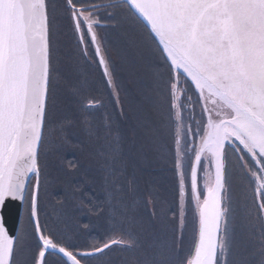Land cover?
<instances>
[{"label": "snow or ice", "instance_id": "snow-or-ice-1", "mask_svg": "<svg viewBox=\"0 0 264 264\" xmlns=\"http://www.w3.org/2000/svg\"><path fill=\"white\" fill-rule=\"evenodd\" d=\"M115 249L264 264V0H0V264Z\"/></svg>", "mask_w": 264, "mask_h": 264}, {"label": "rangeland", "instance_id": "rangeland-1", "mask_svg": "<svg viewBox=\"0 0 264 264\" xmlns=\"http://www.w3.org/2000/svg\"><path fill=\"white\" fill-rule=\"evenodd\" d=\"M104 31H108V32L111 34V30H103V32H104ZM128 38H129V39H134V38H135L134 35H133L130 31H129ZM115 39H116V37H115L114 35H112V39H111L110 43H111V47H112V55H113V58L118 60V56H117V47H116V45H115ZM82 70H83L84 72L90 74L91 76H96V77H98V75H99V72H98V70L95 68V66H90V65H87V64H83ZM124 78L126 79V74H124ZM69 131H70V133H76L77 137H79L80 139H83V137H84V133H83L82 131H80L78 128H77V129H70ZM72 143H73V144L76 143V139H75V138L73 139ZM65 155H66V157H67L68 159H73V158H79V157H81L80 152L74 150L72 147H69V149L66 151ZM86 162H87V161H85V163H86ZM89 163H90V162H89ZM89 163H88V164H89ZM88 164H86V165H88ZM169 175H170V174H169ZM47 211H48L49 213H52V212L54 211V209L51 208V207H49V208L47 209ZM80 222H81V223H86L87 221H85V220H84V221L81 220ZM19 226H20V227H23V221L20 222V225H19ZM187 234H188L189 238H191V236H192L191 213H189V225H188V233H187ZM94 235H95V234H94ZM121 255H128V253H122L119 249H115V250H113V252H112V256L114 257L113 264H120V259H119V257H120Z\"/></svg>", "mask_w": 264, "mask_h": 264}, {"label": "water", "instance_id": "water-1", "mask_svg": "<svg viewBox=\"0 0 264 264\" xmlns=\"http://www.w3.org/2000/svg\"><path fill=\"white\" fill-rule=\"evenodd\" d=\"M15 226L12 221H9V227Z\"/></svg>", "mask_w": 264, "mask_h": 264}, {"label": "flooded vegetation", "instance_id": "flooded-vegetation-1", "mask_svg": "<svg viewBox=\"0 0 264 264\" xmlns=\"http://www.w3.org/2000/svg\"><path fill=\"white\" fill-rule=\"evenodd\" d=\"M109 30H110V29H109ZM98 31H100V32L103 34V30L98 29Z\"/></svg>", "mask_w": 264, "mask_h": 264}, {"label": "trees", "instance_id": "trees-1", "mask_svg": "<svg viewBox=\"0 0 264 264\" xmlns=\"http://www.w3.org/2000/svg\"><path fill=\"white\" fill-rule=\"evenodd\" d=\"M89 163V161H87L86 163H85V166H87L86 164H88ZM84 221V220H83ZM95 234V233H94Z\"/></svg>", "mask_w": 264, "mask_h": 264}]
</instances>
